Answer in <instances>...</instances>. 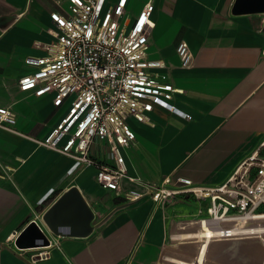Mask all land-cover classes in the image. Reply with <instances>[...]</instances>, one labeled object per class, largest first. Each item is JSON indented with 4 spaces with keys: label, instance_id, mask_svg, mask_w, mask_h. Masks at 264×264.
I'll use <instances>...</instances> for the list:
<instances>
[{
    "label": "crops",
    "instance_id": "1",
    "mask_svg": "<svg viewBox=\"0 0 264 264\" xmlns=\"http://www.w3.org/2000/svg\"><path fill=\"white\" fill-rule=\"evenodd\" d=\"M147 1L127 0V13L137 15ZM151 1L148 54L163 61L159 71L180 90L175 103L191 117L155 107L151 121H132L129 171L151 184L165 177L220 184L264 136V0ZM66 4L0 0V109L15 113L11 130L0 126V264H264V234L209 238L198 224H185L207 200L186 193L162 204L149 196L125 200L97 183L94 166L69 175L72 158L39 142L66 104L23 91L18 81L31 70L25 58L42 54L34 42L52 39L51 13ZM181 40L192 51L189 66L176 52ZM73 186L100 214L86 236L58 235L40 222ZM34 219L51 245L31 262L32 247L15 239Z\"/></svg>",
    "mask_w": 264,
    "mask_h": 264
},
{
    "label": "built area",
    "instance_id": "2",
    "mask_svg": "<svg viewBox=\"0 0 264 264\" xmlns=\"http://www.w3.org/2000/svg\"><path fill=\"white\" fill-rule=\"evenodd\" d=\"M61 0H59L60 3ZM127 0H67L61 11L51 13V40H36L42 54L29 55L31 67L19 78V88L37 96L53 94L55 106L66 110L39 142L72 158L68 174L86 167L96 168L95 178L104 189L125 200L149 196L165 203L180 194L207 200L196 217L186 223L212 230L210 237H230L244 227L264 224V136L259 145L241 161L222 183L207 186L180 177L171 183L145 182L129 171L126 150L135 142L132 121L149 122L155 107L164 108L184 119L190 114L175 103L180 92L165 73L161 59L148 54L153 22V1L130 16ZM182 66H189L192 51L185 40L176 47ZM15 113L0 109V126L11 130ZM141 188L124 186V181ZM96 221L100 214L93 210ZM36 220V219H34ZM48 244L32 247L36 262L48 255ZM23 250V248H20Z\"/></svg>",
    "mask_w": 264,
    "mask_h": 264
},
{
    "label": "water",
    "instance_id": "3",
    "mask_svg": "<svg viewBox=\"0 0 264 264\" xmlns=\"http://www.w3.org/2000/svg\"><path fill=\"white\" fill-rule=\"evenodd\" d=\"M93 211L83 195L73 186L65 191L43 214L42 219L58 235L86 236L92 230ZM15 242L20 247L42 246L49 239L36 220L19 233Z\"/></svg>",
    "mask_w": 264,
    "mask_h": 264
},
{
    "label": "bare ground",
    "instance_id": "4",
    "mask_svg": "<svg viewBox=\"0 0 264 264\" xmlns=\"http://www.w3.org/2000/svg\"><path fill=\"white\" fill-rule=\"evenodd\" d=\"M243 231L244 232H264V224L244 227ZM202 233L205 235L206 234L212 235L213 232L209 228H206L205 230L202 231Z\"/></svg>",
    "mask_w": 264,
    "mask_h": 264
},
{
    "label": "rangeland",
    "instance_id": "5",
    "mask_svg": "<svg viewBox=\"0 0 264 264\" xmlns=\"http://www.w3.org/2000/svg\"><path fill=\"white\" fill-rule=\"evenodd\" d=\"M40 222H42L41 224H43V226L46 227V225H45L43 219H40ZM262 222L264 223V220H263ZM39 225H40V224H39Z\"/></svg>",
    "mask_w": 264,
    "mask_h": 264
}]
</instances>
